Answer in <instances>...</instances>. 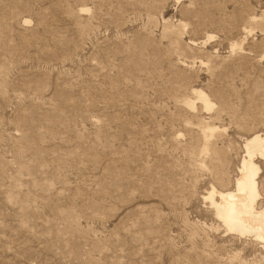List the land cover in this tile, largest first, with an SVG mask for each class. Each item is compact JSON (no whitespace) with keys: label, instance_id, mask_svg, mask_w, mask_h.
<instances>
[{"label":"rangeland","instance_id":"374dc122","mask_svg":"<svg viewBox=\"0 0 264 264\" xmlns=\"http://www.w3.org/2000/svg\"><path fill=\"white\" fill-rule=\"evenodd\" d=\"M263 13L264 0H0V264H264L204 199L264 133L250 21ZM200 122L218 127L208 151Z\"/></svg>","mask_w":264,"mask_h":264},{"label":"bare ground","instance_id":"6f19581e","mask_svg":"<svg viewBox=\"0 0 264 264\" xmlns=\"http://www.w3.org/2000/svg\"><path fill=\"white\" fill-rule=\"evenodd\" d=\"M185 8L187 9L188 6ZM80 10L85 11L87 9L82 7ZM250 21L264 30V13L261 17H251ZM24 22L28 21L24 20ZM177 25L178 29L172 30L171 28L169 31L175 33L176 37H179V30L181 27L184 28L186 23L179 21ZM251 29L248 31L250 32ZM210 37L209 35L208 38ZM230 50L231 52H235L236 50L242 51V43H232ZM202 63L203 61H200V64ZM192 93L194 94L193 98L199 100L204 109H213L215 102L212 101L206 92L200 88H192ZM193 98L188 97L184 100V103L191 109L196 107L195 102L192 100ZM200 126L204 138L203 149L207 150L208 139L213 136L218 127L216 128V126L208 122H200ZM242 148L244 153L240 157L237 174L232 185L219 189L210 186L207 191L205 190L206 195L204 199L209 200L213 216L224 228L223 230L241 238L251 239V241L260 243L264 247V196L259 182V173L261 171L259 162H264V133L256 132L249 134L243 139Z\"/></svg>","mask_w":264,"mask_h":264}]
</instances>
